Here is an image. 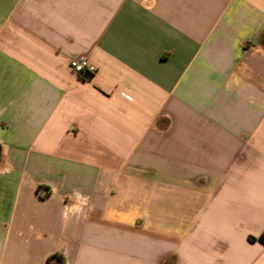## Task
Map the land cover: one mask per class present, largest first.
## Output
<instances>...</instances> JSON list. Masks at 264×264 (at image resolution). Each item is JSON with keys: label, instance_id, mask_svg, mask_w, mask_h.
<instances>
[{"label": "crops", "instance_id": "0c3cea01", "mask_svg": "<svg viewBox=\"0 0 264 264\" xmlns=\"http://www.w3.org/2000/svg\"><path fill=\"white\" fill-rule=\"evenodd\" d=\"M262 235L264 0H0V264H264Z\"/></svg>", "mask_w": 264, "mask_h": 264}, {"label": "built area", "instance_id": "2783aa9c", "mask_svg": "<svg viewBox=\"0 0 264 264\" xmlns=\"http://www.w3.org/2000/svg\"><path fill=\"white\" fill-rule=\"evenodd\" d=\"M72 71L82 78H91L96 72L97 68L90 64L86 58H78L71 61Z\"/></svg>", "mask_w": 264, "mask_h": 264}, {"label": "clouds", "instance_id": "9594fccd", "mask_svg": "<svg viewBox=\"0 0 264 264\" xmlns=\"http://www.w3.org/2000/svg\"><path fill=\"white\" fill-rule=\"evenodd\" d=\"M76 204L67 206L64 212V218L67 220L69 218V213L81 214L83 211V205L87 203V198L83 197L80 193H75Z\"/></svg>", "mask_w": 264, "mask_h": 264}, {"label": "trees", "instance_id": "16d2710c", "mask_svg": "<svg viewBox=\"0 0 264 264\" xmlns=\"http://www.w3.org/2000/svg\"><path fill=\"white\" fill-rule=\"evenodd\" d=\"M41 187H39V189H40ZM47 195H49V194H47ZM259 240L261 241V242H263L264 243V235H262L260 238H259ZM52 260H57L58 261V264H64L65 263V259H64V256L62 255V254H55L54 256H52L51 258H50V262H52Z\"/></svg>", "mask_w": 264, "mask_h": 264}]
</instances>
